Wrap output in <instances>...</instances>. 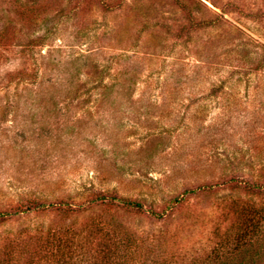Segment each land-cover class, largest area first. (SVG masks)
Instances as JSON below:
<instances>
[{"label": "rangeland", "instance_id": "1", "mask_svg": "<svg viewBox=\"0 0 264 264\" xmlns=\"http://www.w3.org/2000/svg\"><path fill=\"white\" fill-rule=\"evenodd\" d=\"M25 200L71 206L0 221V263L58 264L55 232L71 264H264V0H0V210Z\"/></svg>", "mask_w": 264, "mask_h": 264}, {"label": "trees", "instance_id": "2", "mask_svg": "<svg viewBox=\"0 0 264 264\" xmlns=\"http://www.w3.org/2000/svg\"><path fill=\"white\" fill-rule=\"evenodd\" d=\"M204 187L205 186H202L201 190H203ZM192 191H194V190H188V193L192 192ZM107 198L108 197L102 195V196L97 197L92 202H96L97 201V202H100V204H102V203H104V201L105 202L108 201ZM114 199H117V198H114ZM174 200H175V202H178V201H180V198L176 197V198H174ZM118 201H120L123 206H125L127 208L135 209L137 211H139L141 209V207H142V205L140 203L132 201V200H118ZM66 203L67 202H64V201L37 202L36 200H32V201L25 200V201H22L20 204H18L15 207V210H9V209L0 210V221H3L8 216H12V214H14L13 212H16V211H19L20 213H22V212L27 213L30 210H38V209L41 210V211H44L47 208H60L61 209V207L64 206ZM70 204L71 203L66 204V205L67 206H71ZM72 209L73 208H68V210H72ZM54 233L55 232H53V234H52L53 239L55 238V240H53V243H55V247L52 249L53 250L52 253L55 256H53V257H57L58 258V261H57L58 264H71L70 260H71L72 257L69 256L68 254H65V247H68V246H65L64 235H60V236H58V238H56ZM59 234H60V232H59ZM40 238L41 237L39 236V239ZM42 245L40 247V250H38V248H36V249L33 248L32 250L29 249V251L31 252L32 255L31 254L27 255V258H26L27 259V263H29V264H37V263H34L33 258H37V260H39V261L41 260V258L44 259V257L46 259L49 258L48 254H44V253H43V255L39 254V253H41L43 251L44 247ZM103 247L105 248V250H108V251H106V254L103 255V256H100V254H98V255H93L92 254L93 255V257H92L91 254L90 255L88 254L89 257L91 256L95 260V261L91 260V264H121L120 259H119L120 256H118L115 251H114V255L110 254V252H112V251L109 250V249H111V247H109L108 243L104 242L103 245H102V248H99V249L102 250ZM97 253H98V251H97ZM5 254H7L6 257H8L9 252H6ZM24 254H27V253H24ZM2 260L3 261H1L0 264H4V263L9 264V259H2Z\"/></svg>", "mask_w": 264, "mask_h": 264}]
</instances>
